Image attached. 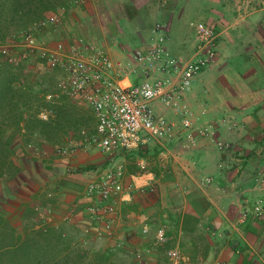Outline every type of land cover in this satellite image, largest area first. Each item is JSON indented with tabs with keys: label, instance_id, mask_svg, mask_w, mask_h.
Wrapping results in <instances>:
<instances>
[{
	"label": "crops",
	"instance_id": "0c3cea01",
	"mask_svg": "<svg viewBox=\"0 0 264 264\" xmlns=\"http://www.w3.org/2000/svg\"><path fill=\"white\" fill-rule=\"evenodd\" d=\"M171 1L84 0L82 3L90 17L96 15L98 6L106 8L103 15H99L105 18L107 24L114 25L116 42L122 54L117 55L119 58H114L116 54L108 45L103 49L113 61L134 65L132 54L151 44L156 24L164 23L166 26L163 28L166 46L169 48L170 25L180 3H185L174 0L173 4ZM193 1L195 0H189V3ZM196 3L202 11L199 9L194 14L203 19V23L213 24L216 31L217 60L214 66L199 74L192 89L182 99V105L194 113L196 127L212 123L216 137L225 148L219 150L211 141L207 146L199 142L194 149L180 143L170 147L171 149L166 144H154L146 151L143 150L147 152L145 156L135 154L134 159L129 158L131 155L119 158L125 161L126 184L132 185L134 191L150 183L154 188L153 182L157 183L159 195L155 197L159 199L157 207L160 206V214L163 216L162 219L156 217V207L153 205L157 202L145 203L142 199L144 195L136 191L131 201H125L117 207L112 216L113 235L107 237V241L110 246L123 243L127 248L134 249L131 243L150 235L154 239L156 229L164 224L168 228L170 240L173 238L171 229L175 227L179 239L185 238L187 247L196 251V255L185 256L186 261L181 264H264V219L260 224L255 222L252 212L257 201H262L264 206V0H197ZM186 9L182 7L180 12H189ZM133 23L139 26L135 37H132L134 33L131 36L126 31L127 25ZM125 34L131 36L130 39L137 38L141 41L128 47V50L133 51L127 56L123 55L127 47L119 42ZM197 44L196 34V41L180 47L178 57L191 58ZM144 77L143 74L141 77L131 75L133 80L140 78L142 81ZM156 108L159 114L177 120V129L186 139L187 133L180 129V118L161 103H157ZM223 120L226 124L222 123L220 126L219 122ZM225 132H228L227 138L222 136ZM156 147H160L162 151L154 159L153 150ZM73 156L76 158L75 154ZM73 156L68 157L72 162L70 168L77 164L72 160ZM103 157L99 153H85L79 161L84 162L87 172L91 173L110 164L109 156ZM137 158L140 159L131 161ZM142 160L147 164L148 174L153 175V182L149 176L138 177V163ZM59 166L62 168L66 165ZM35 168L36 173L32 165H27L26 170L24 166L21 168L18 175L21 191H28L24 187L26 182L34 192L46 190L51 180L43 176L38 164ZM171 171L178 175L176 183H186L189 186L184 187V200L178 206H170L161 201L160 181L165 177L164 173ZM32 176L37 181L33 187ZM204 177L212 178L210 188H203L205 186L201 185L200 181ZM72 178H62L57 187H53L55 202L53 210H49L52 216L49 226L59 229V223L67 222L84 232L90 229L94 233L95 222L87 211L90 202L83 196L87 180L82 176L85 183H81ZM29 193L31 198L27 197L25 201H30L27 202L29 207H33L31 204H36V198L34 193ZM244 213L249 215L247 221L239 223ZM187 215L196 220L184 229L183 221ZM145 227L150 228L148 234L143 233ZM226 229L232 234L230 240L222 236ZM139 230L141 238L138 236Z\"/></svg>",
	"mask_w": 264,
	"mask_h": 264
},
{
	"label": "built area",
	"instance_id": "2783aa9c",
	"mask_svg": "<svg viewBox=\"0 0 264 264\" xmlns=\"http://www.w3.org/2000/svg\"><path fill=\"white\" fill-rule=\"evenodd\" d=\"M57 23V16H47L37 28L54 27ZM196 34L198 44L193 56L188 59L174 57L167 49L164 28L156 24L151 44L132 54L134 65L113 61L106 50L82 38L72 39L67 44L42 47L33 44L30 32L22 46L50 71H60L62 74L55 91L48 92L45 97L48 103H57L62 96H66L91 110L94 133L88 135L82 131L83 143L79 147L88 149L94 145L107 156H129L150 145L163 146L175 137L176 123L158 113L157 103L180 118V129L187 133L185 143L188 148L194 149L199 145L197 136L213 138V127H196L194 113L182 105V99L192 89L199 74L214 66L217 60V34L214 28L199 23ZM0 52L9 63L17 62L9 47H2ZM140 73L145 76L144 79L133 83L131 75L141 77ZM53 113L52 109L45 108L40 111L38 118L49 121ZM212 143L219 150L225 148L222 142L212 139ZM79 147L61 146L54 153L68 158ZM42 154L47 155L46 152ZM138 166V177L149 176L153 182L154 177L148 174L146 162L142 160ZM89 174L91 176L83 196L90 202L87 211L97 224L95 234L99 238L113 235L112 216L119 204L131 201L136 191L142 195L154 192L151 183L135 191L132 185L126 184L124 160L112 162L103 171L97 169ZM211 182L210 177L201 179L202 186ZM262 204L259 201L255 207V215L260 220L264 214ZM37 211V221L50 222L52 216L49 210L43 212V208L39 207ZM247 218L248 213L242 214L239 223L246 222ZM149 232L150 228L145 227L143 233ZM169 241L168 228L161 224L154 233V245L162 247ZM167 257L172 264L186 261L178 248L170 249Z\"/></svg>",
	"mask_w": 264,
	"mask_h": 264
},
{
	"label": "rangeland",
	"instance_id": "374dc122",
	"mask_svg": "<svg viewBox=\"0 0 264 264\" xmlns=\"http://www.w3.org/2000/svg\"><path fill=\"white\" fill-rule=\"evenodd\" d=\"M84 0H74L73 4L70 5L69 9L66 11H62L60 15H57L58 23L54 27L49 28H37L36 26L31 28V34H32V40L33 44L37 46L42 47H50L54 46L57 43H65L71 42L72 39L75 38H82L86 42L92 43L95 46L99 48H106L108 45L112 51L116 54L114 55V58H119V56L122 54L120 51V48L118 43L116 42L117 39L115 37V33H117L114 29L113 24H107L105 22V18L103 16L100 17V15H103L105 7L98 6L96 8V15L93 17H90V15L86 12L84 8V4L82 3ZM185 1L186 0H181ZM243 1V0H242ZM195 2L197 0L193 1V3H189V0L187 1L186 8L185 3H180L179 8L176 9L175 16L173 18V21L170 25V43H169V51L172 56L178 57V51L180 50V47L186 43L191 44V42L196 41V29L197 25L199 23H203L204 20L199 18L196 13L199 11V5ZM171 3H174V0L171 1ZM189 3V6H188ZM186 9L185 14L180 12L182 7ZM200 11H202L200 9ZM100 14V15H99ZM89 16V17H88ZM161 23V22H160ZM164 24V23H163ZM162 23L160 24L162 27L166 28L165 25ZM209 25V23H207ZM215 26L217 24H214ZM210 26H213L210 25ZM139 30V26H137L136 23L127 25V32H130L131 36L134 33L135 37V31ZM143 32V31H142ZM131 36H124V38H120L119 42L123 44V46L127 47L125 48V51L123 55L127 56L129 53H132L133 50L129 49L128 47H132L133 44L136 45L138 42L140 43V39L134 38L130 39ZM126 37V40H125ZM145 38V37H144ZM2 47H9L10 53L16 58H20L22 55H27L28 53L30 56L38 62L37 58L31 54L28 49L23 47L22 45L11 47L8 45H0V51ZM28 52V53H27ZM182 57V56H181ZM32 58V59H33ZM122 58V57H121ZM3 59V55L0 52V60ZM33 59V61H34ZM115 60V59H114ZM121 60V59H120ZM40 68V67H39ZM60 71H48V76H46L45 83L47 86H49V89L51 91H55L56 84L58 79L61 77ZM133 83L137 84L141 81V79H130ZM72 103L79 108V110H75L74 113H72L73 120L72 124L70 125V129L68 130L67 135L64 137L62 136V139L60 142L56 140H52L51 143H47L43 141L42 139H34L31 141L30 145L23 146V148H19L18 154L21 155L19 160H15V163L20 166V168L27 169V165L33 166L34 169L39 165L40 169L43 172V176L50 179V183L46 186L45 191H33V189L27 188L28 191H21L20 189V182L21 180L17 178L18 181L10 180L8 178H4L2 181H0V214L4 215L7 219H9L11 222L16 224V229L19 234H24L26 231L31 230L34 228L37 222L38 211L37 208L41 207L43 208V212H46L48 210H53V201L55 198L53 187H57L56 185L62 178H70L80 181L81 183H85L84 180H82V176L85 177V180H88V178L91 176L87 171L88 169L84 166V162H80L79 159L81 155L86 154H96L99 153V155H103L105 158V155L102 154L99 150L96 149L94 145H90L88 149H85L82 146V139L80 132L84 131L86 134L91 135L94 130V121L92 117V112L90 109L85 107L83 104L76 100H71ZM69 118V116H67ZM84 118V119H83ZM169 121L176 123V126L178 125L176 119H170ZM211 122V121H210ZM208 122V123H210ZM222 123L226 124V121L223 120V122H219L220 126ZM212 126V123L207 124L206 126L202 127H208ZM214 130V136L213 138L210 137H201L197 136V139L201 144L204 146H207L210 141L212 143V139L217 141L218 138L216 137V132ZM240 133V131H239ZM228 132L223 133L222 136L227 138ZM242 137V136H241ZM222 138V137H221ZM220 138V139H221ZM223 139V138H222ZM225 140V139H224ZM185 139L182 136V133L180 130L176 129L175 131V137L170 140L169 142H166V146L168 148L175 146L176 144H181L182 146H186V143L184 142ZM221 142L220 140H218ZM185 144V145H184ZM78 146L79 150L75 153V157L73 156L75 160V164L72 168L71 166V159L67 157H58L53 156L52 150L55 148L61 147V146ZM177 146V145H176ZM229 146V145H228ZM171 149V148H170ZM38 150V151H36ZM42 152H46L47 155L44 156ZM80 156V157H79ZM107 156V155H106ZM119 157L124 156H109V163L120 161ZM135 156H129V158L134 159ZM68 159V160H67ZM131 160L135 162L136 160L140 159L137 158L135 160ZM125 162V161H124ZM37 163V164H35ZM59 164L66 165L65 167L60 168ZM58 165V167H56ZM133 167V166H132ZM106 169V167H100L98 168L99 171H103ZM30 170H32L30 168ZM36 173L37 171L34 170ZM163 179L160 181L161 184V192L162 197L161 201H163L165 204H168L170 206L179 205L182 200H184L182 196V191L184 192V187H189L186 183L185 184H178L176 183L178 175L175 172H169L164 173ZM35 180V179H34ZM63 180V179H62ZM35 185L37 184V181L35 180ZM87 182V181H86ZM154 189L155 193L144 195L142 198L144 202H157L159 199L155 196L159 195V190L156 187L155 182ZM175 183V184H174ZM201 183V181H200ZM213 183V180L211 184ZM207 185L203 188H210ZM82 188V186H81ZM186 189V188H185ZM81 191V189H80ZM195 192V189L193 190ZM29 192H32V195L34 193V198L36 204H31L33 207H29L30 201H25V198H31V194ZM37 192V193H36ZM36 193V194H35ZM38 196V197H37ZM160 198V197H159ZM139 200V199H138ZM137 200V201H138ZM141 200V199H140ZM140 202V201H138ZM145 202V203H146ZM259 202V201H257ZM257 202L254 203L255 206H253V213H254V221L257 223H261L264 219V214L262 216V219L256 217L255 215V207L257 205ZM24 205L28 207H23ZM263 205V204H262ZM156 207V217L158 219H162L163 214L161 215L160 206H158V202L154 203L153 207ZM264 208V206H263ZM27 209V210H26ZM25 212L24 216H21V212ZM161 215V217H160ZM249 216V215H248ZM157 219V218H156ZM44 222V221H42ZM46 224V223H45ZM95 229L97 228V224L93 223ZM49 226V223L46 224V226ZM52 225V224H51ZM52 227V226H50ZM58 227L63 233L65 234L66 238H68L73 244L77 245V247L82 248L86 251H113L114 253L116 251H120L119 249H124L123 252L119 253L118 257H116V262L118 264H172V262L167 257V252L170 249L176 248L178 246L179 251L183 254V256L188 257L189 255H196V251L190 249L187 247L186 239L181 238L179 239L178 234L175 232V227L171 229L173 231L172 236L173 238L166 244L165 246L158 247L152 244L153 237L150 235L147 238H141L142 234L139 230V238L138 242L131 243L133 245L134 249L127 248L126 245H123L121 243L119 246H110L109 242L107 241V237L99 238L96 236L95 232L92 233L91 230H87V232L82 231L78 226L69 224L65 222L64 224L59 223ZM257 230V229H256ZM224 235H222L226 240H230V236H232L230 230L226 229L224 232ZM237 234V233H235ZM223 239V240H225ZM127 242V240H126ZM129 249V250H128ZM138 254V255H136Z\"/></svg>",
	"mask_w": 264,
	"mask_h": 264
},
{
	"label": "trees",
	"instance_id": "16d2710c",
	"mask_svg": "<svg viewBox=\"0 0 264 264\" xmlns=\"http://www.w3.org/2000/svg\"><path fill=\"white\" fill-rule=\"evenodd\" d=\"M73 2L0 0V45L15 47L24 44L32 27L38 26L47 16L60 15ZM32 58L28 53L13 64L4 57L0 60V181L5 177L10 180L18 178L21 168L15 160L20 159L19 148L24 149L23 146L30 145L34 139L47 143L52 140L60 142L70 129L72 113L79 110L72 103L73 99L66 96H62L57 103L46 101L45 97L51 90L45 79L50 70ZM45 108L54 112L49 121L38 118ZM80 135L83 142L82 132ZM143 150L147 148L136 155H147ZM161 151L160 147L153 150L154 159ZM52 155L57 156L54 152ZM31 179L33 187L36 182L33 176ZM27 185L26 182L24 187L30 188ZM153 193L155 189L149 194ZM24 215L25 212L21 214ZM195 220L193 216H185L183 228L186 229ZM119 250L115 253L111 250L86 251L66 238L63 231L46 226L42 221H37L34 228L24 234H19L16 224L0 214V264H118L116 257L124 249Z\"/></svg>",
	"mask_w": 264,
	"mask_h": 264
}]
</instances>
